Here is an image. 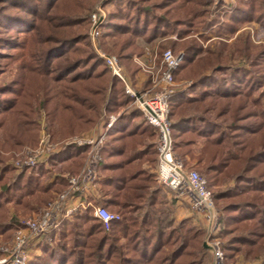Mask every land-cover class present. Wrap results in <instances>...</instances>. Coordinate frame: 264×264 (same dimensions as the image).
I'll return each mask as SVG.
<instances>
[{"label":"trees","instance_id":"1","mask_svg":"<svg viewBox=\"0 0 264 264\" xmlns=\"http://www.w3.org/2000/svg\"><path fill=\"white\" fill-rule=\"evenodd\" d=\"M146 1H117L119 12L109 13L105 20L106 33H119L127 42L131 35H142L146 40H151L168 32L175 33L178 38H184L192 30L193 21L190 18L203 17L207 12L203 6L208 5L210 0H167V5L162 0ZM79 6V0H0V56H5L4 49L23 51L28 47L29 42L24 44L22 35L27 33L31 35L34 32L32 36L34 37L43 27L49 31L40 41L42 44L37 54L29 52L30 59H23L19 63L16 77L10 83L0 85V115L18 114V119L22 121L19 123L24 125L28 132H35L34 110L31 108L30 111H25L19 107L20 101L16 98V95L20 94L19 88L24 86V94H31L28 88L35 81L39 86L46 88L45 84L49 79L58 83L76 84L80 78H87L90 82L92 77L105 75L102 70L106 67L104 61H100L94 55L90 57L91 64L83 70L77 68L84 59L75 58L76 60L71 62L61 63L62 57L68 58L69 51L77 48L84 40L80 33L69 30L86 18V15L81 16L79 13L81 8ZM188 13L193 15L188 16ZM250 21L264 26V0H237L224 13L222 21L217 16L216 21L207 23L203 21L200 26L208 30L218 25L216 35L221 36L235 32L241 23ZM2 31L8 32V36L2 34ZM200 38L207 40L208 36L203 34ZM237 48L247 58L253 54L251 62L257 65L256 68L234 66L228 71L222 67L218 69L223 74L215 75L198 73L193 69L203 51L201 44L194 38L183 44V58L174 70L173 76L175 79L190 78L192 82L187 90L178 95L174 92L170 96L169 117L171 119L175 107L181 106V102H188L191 105L208 101L207 110L215 107L216 102L222 103L225 107L223 110L218 109L219 113L230 110L231 103H236L232 110L233 121L228 127L200 113L201 115L197 114L196 118L192 119L185 116L175 119L171 123V132L175 133L177 139L179 131L188 127V131L203 135L206 145L203 146L201 158L204 154L207 155L203 153L204 151L209 153L204 173L208 178L216 175V179L228 173L234 180L231 186L218 190L213 196L218 208V202L224 201L219 208V214L224 227L223 233L227 236L223 247L225 256L242 252L246 257L258 258L264 252V110L260 113L251 112L247 103L249 104V96L255 86L262 82V76L257 72L259 62L256 61L258 56L262 57L264 51H251L249 34L239 39ZM25 50L28 51L27 48ZM100 65L105 66L97 70ZM115 79L116 84L107 99V102L110 100L111 107L115 105L111 101L113 97L119 102L131 100L125 93L122 82L117 77ZM189 92L194 95L187 96ZM106 110L113 112L112 108ZM140 114L141 112L132 113L115 120L108 130V136L137 134L134 130L128 133L126 131L133 127V119ZM191 122L193 123L190 124ZM229 129L236 134H228ZM225 136H228V142H225ZM10 138L15 140L14 147L25 143L34 145L37 140L36 136ZM231 138L239 139V143L231 142ZM257 139L259 145L256 147L254 141ZM172 141L173 148L175 145L178 146L177 140L174 141L172 138ZM230 142L234 146L240 145L239 153L224 151V144ZM105 148L107 151L110 149L109 143L102 146V152ZM86 149L87 147L76 145L66 147L67 151H75L76 154ZM3 160L0 155V232L14 230L20 224L16 219H6L7 203L11 201L14 209L22 207L27 211L38 210L51 196L48 186L44 185L39 175L32 170L28 172L27 169H23L12 179L6 180L5 172H11L12 168L2 163ZM207 183L211 188L208 181ZM144 188L145 185L130 188L133 196L126 197L119 196V188L114 190L116 194L109 200L119 203L116 209L120 216L117 220L111 221L109 232H106L100 220L92 216L90 208L76 214L70 220H62L53 233L58 237V242L52 247L47 245L44 239L40 244L41 254L35 256L28 264H108L116 255L120 256L124 264H178L180 257L187 255L189 247L199 249V253L202 254L205 249L199 242L200 233L193 230L192 226H187L184 220L178 225L171 226L174 221L169 213L164 211L160 215L154 212L151 196L147 198L150 206L136 212L142 206L133 202H138L145 194ZM100 203L108 208L105 200H100ZM15 221L17 224L12 226ZM120 237H124V240L120 241ZM184 264H192V261L188 260Z\"/></svg>","mask_w":264,"mask_h":264},{"label":"rangeland","instance_id":"2","mask_svg":"<svg viewBox=\"0 0 264 264\" xmlns=\"http://www.w3.org/2000/svg\"><path fill=\"white\" fill-rule=\"evenodd\" d=\"M117 1L119 0H79V7H81L79 13L81 16L86 15V18L80 23L72 26L69 30L80 33L81 36L84 37V40L81 41L79 45H77V48L69 51L68 54H70V56L68 58L65 56L62 57V64L68 61L71 62L72 60H76L75 58L84 59L80 67L77 68V70H83L86 68V66H88V64H91L90 57L92 55L98 57L100 61H104L103 57L100 55V52H103L107 55L115 56L118 60L120 59L119 63L122 69L121 74L126 82L132 88L143 91L150 89L154 85L153 78L156 77V74L161 68L162 51L164 49L170 48L175 52V54H181L183 58V44L187 41H190L192 38H194L199 44L203 46V51L198 57L199 59H197L199 62L198 64L195 63L193 66V69H196L198 73L221 75L223 73L218 68L222 67L226 68L223 70L228 71L232 70L234 66H239L245 69L256 68L257 65H253L251 62V59L254 58L253 54L247 58L237 48L239 39L245 34H249L250 36L251 51H264V26L260 25L259 23L258 26L253 25V23L246 24L248 22L241 23L235 32L227 33L221 36L216 35L218 25L210 27L208 30H204L200 26L203 21L204 23L216 21L217 16L220 17V21H222L224 13L233 4H235L237 0H210L208 5L203 6L206 7L207 12L203 17H201L202 19H196L193 17L190 18V20L193 21V24L192 30L187 37L178 38L175 33L168 32L165 35H158L151 40H146L142 35H131L128 38L129 42H127V40L119 33H106L107 29L105 26V20L107 19L109 13L119 12V8L116 5ZM162 1L164 4H168L167 0ZM145 2L147 1L145 0ZM94 12H98L102 16V20L100 21L99 25L100 33L95 39H93L91 35V16ZM172 13L174 16L175 12L173 11ZM181 13L176 14L180 15ZM192 15L193 14L188 13V16ZM48 32V28L43 27V29L35 34L34 37H32L34 32L31 35L29 33H27V35H22L24 37V40L22 39V41H24L23 43L26 44L29 42V46L26 47L28 51L25 50L26 48L23 49V51H17L14 49L3 50L5 56H0V85L8 84L16 77L19 63L23 59H30L29 52H32V54H37L42 44L40 41ZM1 33L6 34V36L9 34L8 32L4 31ZM203 34L208 36L207 40L200 38V35ZM9 53L13 55H6ZM123 54H125V56ZM256 62H259L257 72L258 74H261L262 82L257 84L254 88V91L250 94L249 104L247 103V107H250L251 112L254 111L260 113L262 110H264V53L262 54L261 58L259 56L257 57ZM31 64L33 63L31 62ZM105 65H100L97 70H101ZM107 68L108 66L106 65L105 69H102L103 73H105L104 76H98L95 78L92 77L90 82H88L89 79L87 78H80L81 80L76 84L70 82L58 83L49 79L47 84H45L46 88H43V86L36 84L35 81L30 84V87L28 88V91H30L29 93L31 94H24V86L19 88L18 93L20 94L16 95V98L20 101L19 107L25 111H30L31 108L34 110L33 118L35 132L31 133L26 131L24 125L19 123L20 119H18V114L16 113H10V115H0V155L4 159L2 163L8 164L12 168L11 172H5L6 180L13 178L15 175L14 170L19 171L13 166L14 160L28 153L30 149L36 148L41 136H48L49 140L52 142V144H54L55 147H60L64 143L78 138L84 139L91 136H105L104 142L100 147L101 158L96 164V167H98L102 161V146L105 143L106 136H108V130L112 125H107L109 116L111 115H114L116 117L115 120H117L122 116L132 113L139 114L141 112L139 116H135V119H133V127H129L126 132L128 133L132 132L131 130H134V132L137 134H134L133 136H156L154 128L151 127L144 119L143 112L137 106V102H135L136 100L133 96H130L127 93L131 97V100L128 102L115 101L113 97L111 101L115 103V105L112 107L110 106V100L107 102V99L109 98L111 91L116 84L115 77H117L122 82L125 91V81H123L119 76L114 75L111 70ZM138 71L144 74L146 79L142 81L140 85L136 86V74ZM175 80L177 86L189 87L192 82V79L185 77ZM253 101H255V103ZM207 102L208 101L191 104L189 107L185 106V103H183L178 108L175 107V112L171 117V121L173 122L174 119H177L180 114L193 110L201 114L204 113L209 119L218 122L225 127H228V124L233 121L234 115L232 114V110L236 103H231L232 107L230 110H224L222 113H219L218 109L221 108V110H223L225 105L216 102L215 104L213 103L215 107H210L207 110ZM106 104L109 105L107 106ZM106 108H112L113 112H108ZM238 114H240V112H238ZM229 133L236 134L232 133L231 129H229L228 134ZM10 136H36L37 140L34 145L25 143L22 146L14 147L13 145L15 140L14 138H10ZM177 136L178 137L176 139L175 133L173 132L172 138L174 141L177 140L178 143V146L175 145L174 147L175 152H177L176 154L186 164V166L197 169L201 175L206 178L214 194H216L218 190L225 189L226 187L233 184L234 180L231 178V174L227 173L226 175L219 176V178L216 179V175H213L215 176L213 178H208L207 174L204 173L205 165L208 161L207 156L209 153L204 151L203 153H207V155L204 154V156L201 158V154L204 149L203 146L206 145V139L203 135H182L178 133ZM189 141L191 143H189ZM230 141L234 143L235 141H238L239 143V139L237 140V138H231ZM225 142H228V136H225ZM231 142L224 144V151H230L232 153L235 151L239 153L241 148L240 145L234 146L233 143L231 144ZM254 143L257 147V145H259V140H255ZM73 145L76 144L73 143ZM78 146H86V151L88 153L89 146L87 144ZM55 194L47 201L52 199ZM46 202H44L43 205H41V207L35 211V215L39 213ZM223 203L224 201L218 202L219 208L222 207ZM183 205L184 207L186 206L185 204ZM6 206L8 209L6 210L8 212L6 214L7 220L16 219L21 222V220L31 216L29 215L31 211H27L25 208L20 207L14 209L13 204L10 205L8 203ZM219 208L217 207L218 210ZM142 209H145V207L142 206V208L137 209L136 212ZM158 211L163 213L164 208L159 210L154 209V212ZM111 212L120 216V213L117 211V209ZM73 216L65 217L63 220H70L73 218ZM177 216L178 218L175 221L172 219L174 222L171 223V226L178 225L179 222L184 220L187 226H192L193 230H195L197 233H200L201 236L199 242L200 245L205 249L201 254L199 253V249L189 247L190 250L188 249L189 251L187 252V255L185 254L184 256L180 257L178 264H184L188 260L192 261V264H212V254L208 247L206 248L203 246V243H206L207 237L205 221L201 220V218L198 217L194 212L192 215L188 212H183L180 214L178 212ZM14 224L16 225L17 222L15 221L12 226H14ZM223 228L224 227L221 223V228L218 231V235L222 242V246L224 247L227 236L223 233ZM15 229L0 232V246H7V244L9 245V243H11ZM54 230L50 234V240H46L47 245L52 247L56 244V242H58V237L53 235ZM106 232H109V229L106 230ZM123 240L124 237H120V241ZM40 254L41 250L38 255ZM38 255H31L30 261ZM128 255L134 256L135 254ZM226 261L228 264H264V252H262L258 258H253L252 256L246 257L242 252H237L234 255L226 256ZM108 264L124 263H122L120 256L117 257L116 255Z\"/></svg>","mask_w":264,"mask_h":264},{"label":"built area","instance_id":"3","mask_svg":"<svg viewBox=\"0 0 264 264\" xmlns=\"http://www.w3.org/2000/svg\"><path fill=\"white\" fill-rule=\"evenodd\" d=\"M101 20L100 13L92 14L91 35L93 39L100 33ZM100 55L111 72L125 81L126 93L135 98L137 106L143 112L144 119L155 130L156 179L169 187L178 200L186 203L192 212L205 221L206 245L212 254V264H228L218 235L221 222L219 210L213 199L214 193L208 187L206 178L197 169L186 166L173 148L169 98L175 91L177 83L173 73L182 55L175 54L170 48L164 49L161 53L160 71L153 78L154 85L143 91L132 88L126 82L121 74L119 60L115 56L103 52H100ZM115 118L114 115L109 116L107 125L110 126ZM104 137L78 138L63 144V146L73 143L89 146L83 168L79 173L68 176L67 189L57 192L52 199L46 202L39 213L21 220L16 226L11 243L7 246H0V264H28L32 250L38 249V245L44 239L50 240L51 232L65 217L73 216L87 208L91 209L94 218L102 222L104 229H110L111 221L119 218L117 214L103 205L84 200L83 197L79 199L81 195L87 194L88 189L96 181L95 167L101 158L100 147L104 142ZM58 148L52 144L48 136H41L38 146L15 159L13 166L18 170L34 168ZM75 199H77L76 202H74Z\"/></svg>","mask_w":264,"mask_h":264},{"label":"crops","instance_id":"4","mask_svg":"<svg viewBox=\"0 0 264 264\" xmlns=\"http://www.w3.org/2000/svg\"><path fill=\"white\" fill-rule=\"evenodd\" d=\"M249 23L258 26V23H254L253 21L246 24ZM136 76V86L140 85V83L146 79V76L140 71L137 72ZM187 88L188 86L176 85L174 92L178 95L184 90H187ZM187 96L192 97L193 93L189 92ZM183 103H185V106L187 107L190 105L188 102H181V105ZM197 114L201 115L199 112L192 110L180 114L177 118L185 116L192 119L196 118L195 116ZM192 123L193 122L190 124ZM187 128L185 130H180L179 134L191 135L195 133L188 131ZM155 140L156 136H106L104 144L106 145L109 143L110 149L107 151L105 148L104 152H102V161L99 166L95 168L98 176L94 185L88 189L86 195H81L79 199H82L83 197L84 200H89L96 204H101L100 200L103 199L106 201L105 205H107L109 209H115L119 207V203H114L109 200L112 195L116 194L114 192L115 189L119 188L120 197H126L132 195L130 188L145 185V194L138 200V202L134 201L133 203H138L145 208L149 207L150 202L147 198L151 196V206L153 209L159 210L164 208V211L169 213L174 221L178 218V212L179 214L188 212L192 215L193 212L188 205L181 200H178L169 187L161 184L156 179ZM69 145L60 146L55 152L39 162L36 167L27 169L28 172L32 170L39 175L40 181L48 186L51 194L50 197L59 191L67 189L68 176L79 173L84 166L87 149L76 154L75 151L66 150V147ZM18 172H20V170H14V174H17ZM103 188L104 192H102ZM76 201L77 199H75L74 202ZM8 204L12 205V202L10 201ZM183 204L186 206L184 207ZM35 211L36 210H31L29 215H35ZM158 213L160 215L162 214L161 211H158ZM40 250L41 248L39 244L38 249H35V251L32 250V255H38Z\"/></svg>","mask_w":264,"mask_h":264},{"label":"water","instance_id":"5","mask_svg":"<svg viewBox=\"0 0 264 264\" xmlns=\"http://www.w3.org/2000/svg\"><path fill=\"white\" fill-rule=\"evenodd\" d=\"M203 246L206 247V248L208 247L205 242L203 243Z\"/></svg>","mask_w":264,"mask_h":264}]
</instances>
